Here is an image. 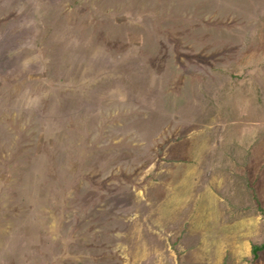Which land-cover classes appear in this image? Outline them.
<instances>
[{"label": "rangeland", "instance_id": "1", "mask_svg": "<svg viewBox=\"0 0 264 264\" xmlns=\"http://www.w3.org/2000/svg\"><path fill=\"white\" fill-rule=\"evenodd\" d=\"M264 0H0V264H264Z\"/></svg>", "mask_w": 264, "mask_h": 264}, {"label": "trees", "instance_id": "2", "mask_svg": "<svg viewBox=\"0 0 264 264\" xmlns=\"http://www.w3.org/2000/svg\"><path fill=\"white\" fill-rule=\"evenodd\" d=\"M264 250V243L262 245H255L253 246V250H252V253H253V256L255 259H258L259 258V253L261 251Z\"/></svg>", "mask_w": 264, "mask_h": 264}]
</instances>
